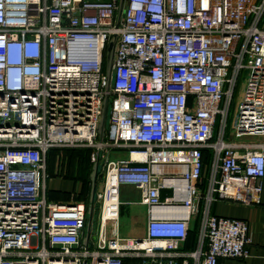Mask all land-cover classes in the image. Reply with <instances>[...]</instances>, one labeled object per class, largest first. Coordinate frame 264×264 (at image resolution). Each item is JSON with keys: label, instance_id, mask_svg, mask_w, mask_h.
<instances>
[{"label": "built area", "instance_id": "2783aa9c", "mask_svg": "<svg viewBox=\"0 0 264 264\" xmlns=\"http://www.w3.org/2000/svg\"><path fill=\"white\" fill-rule=\"evenodd\" d=\"M117 3L0 0V264L245 259L246 223L211 215L209 206L259 203L264 0H124L115 27ZM113 33L99 142L104 49ZM50 148H90L92 162L100 152L96 226L86 247V202L45 198ZM116 148L125 159L109 157ZM203 149L211 151L205 181ZM123 185L146 208L141 237L107 235L106 223L117 225ZM196 216L197 247L184 251Z\"/></svg>", "mask_w": 264, "mask_h": 264}, {"label": "crops", "instance_id": "0c3cea01", "mask_svg": "<svg viewBox=\"0 0 264 264\" xmlns=\"http://www.w3.org/2000/svg\"><path fill=\"white\" fill-rule=\"evenodd\" d=\"M109 157L112 159H125L126 153L125 150L116 148L109 151ZM55 165L52 167L45 166V198L49 194L51 197L55 198L48 199L49 201H64L71 202L78 200L75 197V194H81L83 188V180L79 175H75L73 169L70 168V165L64 167V163L59 167V174L55 173ZM59 178V179H58ZM67 181H64V179ZM50 181L49 187L46 186V180ZM58 179V180H57ZM57 184H54V182ZM64 182L66 185L63 186ZM261 192L259 194V203L242 205L237 203H230L222 200H215L211 202L209 206V213L214 216L236 218L244 221L247 225V231L250 237V244L248 245V256L245 259H218L217 264H264V175L260 179ZM97 190H95L96 192ZM167 190L160 191L165 193L163 196L166 197ZM74 195V196H73ZM133 195L136 196V200L129 199ZM73 196V197H72ZM162 197L161 199H163ZM127 198V199H124ZM84 200V199H81ZM85 202L87 201L84 200ZM119 211L118 218L120 214V206L124 203H135L141 205L138 202V192L129 187V186H120L119 189ZM87 203V202H86ZM144 218L143 220L134 221V226L136 231L142 229V235H144L145 221H146V208L144 205ZM96 207L93 205V213L95 215ZM92 213V216H93ZM118 221V220H117ZM118 223L116 228H113V232L109 236H118L120 238L130 239L141 236H132V237H121L118 234ZM198 227H199V218L198 216L192 218L188 224V234L184 241L180 244V248L184 251H193L197 247L198 243Z\"/></svg>", "mask_w": 264, "mask_h": 264}, {"label": "rangeland", "instance_id": "374dc122", "mask_svg": "<svg viewBox=\"0 0 264 264\" xmlns=\"http://www.w3.org/2000/svg\"><path fill=\"white\" fill-rule=\"evenodd\" d=\"M243 75V74H242ZM241 75V77H242ZM240 88V82L237 83V86L234 89V93L233 96L229 102V107H228V113H227V119L229 120L230 116L233 113L234 110V105L236 103L237 97H238V91ZM227 120V122H228ZM215 134L216 131H213L212 137L214 135L215 138ZM213 138V139H214ZM58 150H56L53 154L48 152L49 150L46 151L45 153V166L46 167H52L53 165H55L56 169H55V173L59 174V167L61 168V164L64 163V167L65 165L68 166L70 165V168L73 169V172L75 175H79L81 177V179L88 180V174L90 172V167L92 164V161H90L89 159V154L87 153L86 150H81V152L75 153L74 155L70 156L68 154V148H57ZM90 149V148H89ZM92 151V149H90V152ZM209 163V162H208ZM208 174V164L204 166L203 169V178L202 180L205 181V178L207 177ZM101 173L98 176L97 180H96V187L95 190H99L101 187ZM59 179V178H58ZM57 179V180H58ZM68 178H66V180L64 179V181H67ZM54 184H57V182L55 181ZM50 185V181L47 179L46 180V186L49 187ZM66 185V182H64L63 186ZM85 185V184H84ZM86 188H83V191L81 194H75L74 198L78 197H83L86 199L87 195H88V190H89V185L86 183ZM165 193H161V198L164 197ZM166 194H168V191L166 192ZM74 196V195H73ZM72 196V197H73ZM50 198H55V196L51 197L49 194L46 195V199H50ZM127 199V198H124ZM129 199L131 200H136V196L133 195L132 197H130ZM127 199V200H129ZM201 204V203H200ZM120 214H119V218H118V234L121 237H132V236H141L142 235V229L140 228L139 231H136L137 229H135L134 226V221L136 220H143L144 218V207L138 204L133 203H124L120 206ZM201 208V206H200ZM96 226V220H95V215L93 213L92 216V220H91V229L94 230ZM106 231H107V235L109 236L111 232H113V226H111L108 222L106 223Z\"/></svg>", "mask_w": 264, "mask_h": 264}, {"label": "water", "instance_id": "95a60500", "mask_svg": "<svg viewBox=\"0 0 264 264\" xmlns=\"http://www.w3.org/2000/svg\"><path fill=\"white\" fill-rule=\"evenodd\" d=\"M123 1L124 0H118V3H117L115 27L117 26V22L120 17ZM115 41H116V34L113 33L111 37L109 38L105 46V49H104L103 70H104V77H105V85H104L105 94L102 99L100 117L98 120L97 130H96L97 140L99 142H101L103 139V131L105 128V123H106V114H107L108 104H109L107 91L109 88L113 49H114ZM99 153H100L99 150H95L94 152L95 160L92 162L91 167H90V172L88 174L89 190H88L87 203H86L84 233L81 238V243L85 247L87 246V242H88V235L90 231V225H91V219H92V213H93V201H94L97 174L100 170V166L98 163Z\"/></svg>", "mask_w": 264, "mask_h": 264}, {"label": "trees", "instance_id": "16d2710c", "mask_svg": "<svg viewBox=\"0 0 264 264\" xmlns=\"http://www.w3.org/2000/svg\"><path fill=\"white\" fill-rule=\"evenodd\" d=\"M214 138V135H213V137H212V139ZM56 150H58L57 148H50L49 149V151L48 152H50V153H54ZM81 150H86L87 151V153L89 154L90 153V149L89 148H68V154L70 155V156H72V155H74L75 153H78V152H81ZM52 153V154H53ZM202 158H201V160H202V163L205 165H207L208 164V162H209V160H210V156H211V151H210V149H203L202 150ZM100 175V170H99V172H98V174H97V178H98V176ZM83 180V179H82ZM86 183L89 185V179L88 180H83V188H86L87 186H86ZM85 184V185H84ZM203 185H204V183H203ZM203 185H202V187H203ZM83 188H82V191H83ZM87 198V197H86ZM80 199H84V200H86L85 198H81V197H78V200H80ZM87 202V201H86ZM187 234H188V232H187Z\"/></svg>", "mask_w": 264, "mask_h": 264}]
</instances>
